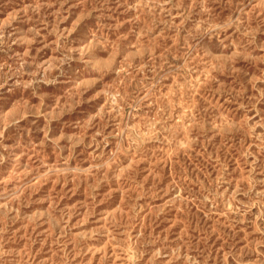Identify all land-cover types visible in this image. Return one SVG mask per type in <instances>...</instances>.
Here are the masks:
<instances>
[{
    "label": "rangeland",
    "instance_id": "obj_1",
    "mask_svg": "<svg viewBox=\"0 0 264 264\" xmlns=\"http://www.w3.org/2000/svg\"><path fill=\"white\" fill-rule=\"evenodd\" d=\"M0 264H264V0H0Z\"/></svg>",
    "mask_w": 264,
    "mask_h": 264
}]
</instances>
